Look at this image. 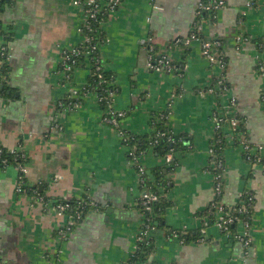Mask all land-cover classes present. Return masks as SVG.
<instances>
[{
  "label": "crops",
  "instance_id": "crops-1",
  "mask_svg": "<svg viewBox=\"0 0 264 264\" xmlns=\"http://www.w3.org/2000/svg\"><path fill=\"white\" fill-rule=\"evenodd\" d=\"M223 1V8L201 19V0H122L107 15L103 66L116 86L112 109L125 113L116 128L103 121L94 92L87 91L76 110L66 107L70 90L85 91L91 74L83 64L65 82L60 69L63 53L84 42L82 9L74 0H7L0 11V65L8 66L0 92V146L25 153L26 183L43 189L48 202L19 192L18 170L0 166V264H47L51 254H59L57 264H127L144 224L139 175L128 157L137 147L122 142L119 131L129 141L154 133V117L167 121L184 148L166 174L167 206L151 234L147 264H264V0ZM194 31L200 39L187 45ZM149 38L154 52L142 45ZM202 40L220 43L214 51L225 56L224 69L202 55ZM161 57L175 68L151 67ZM219 81L224 85L216 87ZM238 116L254 161L234 144L230 120ZM219 118L227 120L222 133L228 140L221 201L234 207L240 193L255 198L249 247L237 238L238 225L233 236L211 224L204 242L173 236L204 229L202 213L215 198L210 150ZM141 161L153 180L154 170L168 167L153 150ZM85 196L99 208L60 239L67 217L54 202Z\"/></svg>",
  "mask_w": 264,
  "mask_h": 264
},
{
  "label": "built area",
  "instance_id": "built-area-1",
  "mask_svg": "<svg viewBox=\"0 0 264 264\" xmlns=\"http://www.w3.org/2000/svg\"><path fill=\"white\" fill-rule=\"evenodd\" d=\"M1 1V0H0ZM258 0H250L249 5H253ZM122 0H74V3L78 5L83 12L84 18L81 26V33L83 31H88V35L84 39L85 42L91 43L93 42V36H92V28L93 24H98L101 26L104 16L108 15L110 13H113L117 10V8L120 6ZM225 5V2L223 0H201V2L197 6L196 14L199 16L200 14L204 13H214L221 8H223ZM197 39V32L194 31L191 33V35L186 40V44L189 45L192 40ZM238 40L241 41L242 38L238 37ZM105 44L107 40H104ZM243 41V40H242ZM245 41V40H244ZM142 45L150 52H154V44L152 43V40L146 39L142 40ZM220 46V43L218 42H212L210 40L202 41V55L211 63L218 66L221 69H224L226 67L225 62L222 58H218L215 49ZM97 46L95 44L91 45V50L96 51ZM1 54L5 55L4 48L1 49ZM81 51L78 48H73L71 50L65 51L63 53L62 57V72L65 79H71L75 70L76 60L75 57L80 55ZM151 59L153 61L154 58ZM155 64L151 67H153L155 70H161V69H167L171 70L175 68V66L171 63V61L167 60L165 57L159 58L157 61L155 60ZM1 66V65H0ZM103 66L100 63V59H95L93 70H91V74L96 77L98 80H103ZM210 92H213V89L209 90ZM89 92H82L80 93L77 89H71L70 93L68 95V99L66 101V107L68 110L73 111L76 110V108L79 107L82 100L86 97V95ZM113 93V91H112ZM112 93L109 94V97H100L98 94V101L100 104L105 103L107 108L104 111L103 121L111 125L113 127L118 128L120 125V119L124 117L125 113L121 111H117L112 109ZM232 104H235V98H232ZM223 118H219L217 121V131L221 129L220 122ZM230 124L233 128V130L238 126V120L236 118H232L230 120ZM120 138L122 142L128 144L129 138L125 136L124 132L119 131ZM157 134V139L160 137L159 132H155ZM171 140V138H169ZM218 143L220 140L217 141ZM242 148L244 149L245 155H247V159L250 160L252 157H255L254 152L252 151V148L250 146V143L247 139V135H244V140L242 143ZM261 148V147H259ZM4 153H8L12 156V162H9V159H7L4 156ZM214 150H210L211 156L214 155ZM174 154L175 152L171 151L168 153L165 158L164 162L167 164V166H172L174 162ZM129 162L137 169L138 175H139V184L141 188V198H140V209L143 217V229L139 232L137 236V244L141 242H145L146 240L151 239V234L158 228V220L156 219L155 209L157 207V204L159 202L160 196L158 193H155L151 191V186L155 182L153 180L152 174L150 175V172L147 170V168L142 164L141 161V154L135 151L134 149H131L128 152ZM26 158V155L21 150H14V151H8L4 149L3 147H0V166L4 167L7 165H14L15 168L18 170L19 173V179H18V191L24 192L22 184L25 182L26 175L28 173L27 167L25 166L24 160ZM216 168L223 171V175L216 174L213 176V182H214V194L215 198L214 200L209 204V206L204 211L206 215L202 216L203 220V226L204 229L200 231L201 234H203L202 238L199 239L197 242H204L205 240V230L207 227H209L211 224L208 219L209 216H213L215 214L214 226H217L220 228L225 234H229V228L233 225H238L241 227V230L237 231V238L241 240L245 246L249 247L251 245V239L249 238V232L252 226V214L248 210V206L254 205L255 198L252 193H240V205L229 207L225 204H223V192H224V163L222 161H219L216 165ZM37 199L40 203L46 204L48 200L45 199L43 195H38ZM82 199V198H81ZM79 199V201H81ZM222 200V201H221ZM68 199H58L56 200L55 207L59 214L65 215L67 217L66 224L64 227L59 231V237L60 239H66L71 235V233L75 230L76 226L79 224V221L81 220L80 213H77V215H68L67 211L70 209V205L66 204L68 202ZM81 205V203H79ZM93 204V203H92ZM173 236L178 238L177 232H173ZM181 242H184L181 240ZM138 248V246H137ZM47 264H57L56 263V257L53 254V256H50V259Z\"/></svg>",
  "mask_w": 264,
  "mask_h": 264
},
{
  "label": "trees",
  "instance_id": "trees-1",
  "mask_svg": "<svg viewBox=\"0 0 264 264\" xmlns=\"http://www.w3.org/2000/svg\"><path fill=\"white\" fill-rule=\"evenodd\" d=\"M102 1H107V0H102ZM6 2L7 0L0 1V11L3 10ZM202 15L203 14H200L198 18L201 19ZM104 17L106 18L107 15H105ZM88 33H89L88 31L82 32L84 39L86 38ZM92 36H93L92 44L84 41L82 44L76 47L81 51V54L75 57V60H76L75 70L76 68H78L79 66L83 64H89L91 67V70H93V65H94L95 59L97 58L100 59V63L103 66V60H102L101 53H102V48L104 45L103 43L105 42L104 40L106 39V37L100 25L93 24ZM197 38L200 39L199 33H197ZM202 41H205V40H202ZM93 44L97 46L96 51L91 50V45ZM216 55L218 58H222L224 60L225 65L227 64V60L225 56L223 55L220 48L218 49V52H216ZM60 69L62 70V61L60 63ZM102 74L104 76L103 80L101 79L98 80L96 77L90 74L86 87H85L86 92L87 91L94 92L98 94L100 97H109V94H111L113 89L116 87L114 85V77L105 72L104 66H103ZM7 75H8V66L4 61L0 66V92H1V87H5V82L8 79ZM73 77L74 76H72L70 80L69 79L67 80L64 78V81L72 82ZM220 84L224 85L223 83L219 81L218 83H216L215 86L217 87ZM85 91H80V93L85 92ZM101 105H102V108L106 110L107 108L106 104L102 103ZM236 119L238 120V126L233 130L234 137H235L234 144L237 146H241L244 140V135H247L246 130H245V122L241 116H238V118ZM225 121L227 120L222 119V121L220 122L221 129L219 130V132H217L216 137L212 142V149L215 152L214 155L212 156L213 167L211 168V172L213 176L216 174L223 175V171L217 169L216 165L218 164L219 161H222L224 163L222 154H223L224 148L227 146V143H228L226 135L222 133V126L224 125ZM151 126L154 128L155 132H159L160 137L158 139H157V134H155V132L154 133L152 132L142 137L132 138L129 141V144H131V146L134 145L137 147L136 151L138 153L142 154L143 152L147 150H153L156 153V155H158L159 157L165 158V156L171 151L176 152L177 150H181L182 148H184L183 142L182 140H180V137L174 136L168 130L167 121L164 118L158 121L154 117L151 121ZM169 138H171V140ZM218 140H220L219 143L217 142ZM4 156L7 159H9L10 163L12 162V156L10 154L4 153ZM254 158H257V156L252 157V159L250 160L254 161L255 160ZM25 161L26 160H24V162ZM175 166H176V161L174 160L173 166L156 169L153 171L155 182L151 186V189H152L151 191L158 193V195L160 196L159 202L155 209L156 219L158 220V226L160 225L162 221V218H163L162 215H163L165 207L167 206V203L164 197V192L166 194L168 192V188H170L171 186V184L169 183V180L167 179L166 174L168 171H172L173 169H175ZM22 187H23L24 192H29L36 198L38 197V195L41 194L45 197L46 200H48V197L42 191L43 189L41 188L38 189L36 187H30L26 183V180L22 184ZM246 193L250 194L251 192H244V194ZM79 203H81V205ZM240 203L241 201H239V205ZM66 204L70 205V209L67 211L68 215H72V214L77 215V213H80L81 220L79 222H81L90 211L99 208L98 205L92 204V200H90L89 197L87 196L83 197L81 201L69 200L68 202H66ZM247 208L253 216L254 205L248 206ZM202 215H206V213L203 212ZM214 218H215V214L213 216L208 215L210 224L214 222ZM235 226L236 225L230 226L228 230L230 235L231 233H234L233 236L235 235V230H236ZM177 234H178V238L180 240H183L186 243L198 241L203 236L201 233L199 234L197 232H192V233L178 232ZM152 253H153V240L149 239V240H146L145 242H141L138 244V249L136 253L134 254V256L130 258L127 264H147Z\"/></svg>",
  "mask_w": 264,
  "mask_h": 264
},
{
  "label": "water",
  "instance_id": "water-1",
  "mask_svg": "<svg viewBox=\"0 0 264 264\" xmlns=\"http://www.w3.org/2000/svg\"><path fill=\"white\" fill-rule=\"evenodd\" d=\"M249 238L251 239V241H252V236H251V230H250V232H249ZM252 251V250H251ZM52 256H53V254H51ZM55 255V257H56V263L58 262V259H59V254H54Z\"/></svg>",
  "mask_w": 264,
  "mask_h": 264
}]
</instances>
